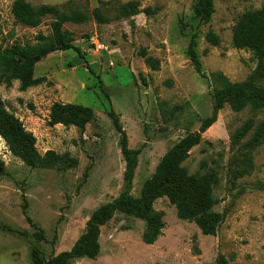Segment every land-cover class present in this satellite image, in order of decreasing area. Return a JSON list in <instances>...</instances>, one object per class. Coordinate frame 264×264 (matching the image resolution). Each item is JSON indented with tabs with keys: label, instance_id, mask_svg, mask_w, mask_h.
Segmentation results:
<instances>
[{
	"label": "rangeland",
	"instance_id": "1",
	"mask_svg": "<svg viewBox=\"0 0 264 264\" xmlns=\"http://www.w3.org/2000/svg\"><path fill=\"white\" fill-rule=\"evenodd\" d=\"M15 1L0 0V99L35 141L8 142L0 135V264H34V247L46 262L72 251L94 213L126 190L124 138L137 160L130 195L140 198L163 157L213 117L218 92L223 101L215 123L181 163L186 192L197 185L208 196L192 207L222 214L216 235H203L160 195L153 209L163 214L165 228L153 245L143 241L144 220L116 211L99 226L90 248L96 257L71 264H217L220 256L228 264H264V58L232 42L240 17L264 7V0H214L207 24L195 17L198 0H136L157 11L130 18L116 16L121 3L133 0L100 4L107 23L90 17L63 26L84 57L73 50L36 55L33 77L43 81L25 91L10 59L17 48H36L38 35H52L54 17L37 28L16 23ZM26 1L37 7L69 0ZM74 1L67 11L90 14L99 6ZM209 31L219 45L206 40ZM194 35L196 64L188 54ZM143 52L159 60L158 70ZM254 93L261 107L242 105ZM55 104L87 107L93 116L79 125H52Z\"/></svg>",
	"mask_w": 264,
	"mask_h": 264
},
{
	"label": "trees",
	"instance_id": "2",
	"mask_svg": "<svg viewBox=\"0 0 264 264\" xmlns=\"http://www.w3.org/2000/svg\"><path fill=\"white\" fill-rule=\"evenodd\" d=\"M115 1L117 0H99V6L93 8L90 11V14H88L79 11H67L73 6V3H75L74 0H70L62 6L43 4L37 7L33 6L26 0H16L12 6V14L16 23L37 28L43 23L45 17H54V20L51 22L52 35H38L37 40L40 44L36 48H28L27 50L17 48L14 52V57L10 59L13 60L16 65L14 70L20 73L19 77L22 81L21 90L25 91L30 86L40 84L43 81L42 78L39 79L33 77L36 65V55H39L41 59H43L54 52L73 50L79 55V57L83 58L84 52L74 45L75 40L73 35L70 31L63 29L64 24L69 21L78 24L84 23L88 21L90 17H93L98 24H105L108 22L109 18L104 15L101 6L112 5ZM156 11L157 9L153 10L150 7L141 8L140 2L133 0L121 3L116 17L130 18L141 13L150 15ZM214 12V0H198L194 6L195 17L204 24L211 21ZM195 37V35L192 36L188 48V54L191 57L192 62L196 64L198 63V54L195 49ZM206 40L215 46L220 44V37L213 31L207 33ZM232 42L235 48L247 49L257 58H264V7L256 11H246L240 17L233 28ZM143 56L146 64L151 66L153 70L159 69V60L153 57H147L145 52H143ZM17 57H19V62L16 61ZM2 64L6 67L8 66L3 60ZM86 67L92 74L94 73L88 63L86 64ZM197 70L200 72L199 68H197ZM228 87L235 89L234 87L236 86H226V88ZM216 97L218 100V106H216L214 110L213 117L203 122L202 127L196 135L188 136L183 139L163 157L157 167L153 182L146 185L143 190V195L138 199L130 195L134 172L137 167V160L135 152L128 149L127 139L124 138L122 141V152L127 163L124 174L126 190L114 203L102 206L94 213L88 224L87 233L80 239L72 251L63 253L56 259L46 262L39 249L34 247L31 252L33 263L71 264L75 259L83 257L95 258L97 253L90 248H94L97 245L99 226L108 222L116 211L124 213L133 212L144 220L147 224V231L144 233L143 241L148 245H153L159 237L162 236V230L165 228L163 214L158 213L153 209V202L156 197L160 195H167L171 203L177 207L179 217L187 221L195 222L199 226L203 235H216L218 225L222 221V214L215 211H209L206 208L192 207L206 204L208 196H206L203 192L204 190L197 185L195 190L189 193L186 192L189 179L187 178L184 169L181 167V163L187 157L188 151L200 143L201 134L205 133L207 129L215 123L217 112L222 107V93H216ZM226 99L234 101L233 98ZM242 102V105L250 103L256 109L261 107V100L257 93L242 99ZM240 107L242 106H239L238 108ZM92 116V109L87 107L55 104L51 112V124H64L67 126L71 124L79 125L83 119H88ZM0 135L8 142L20 140L33 145L35 141L33 136L24 130L19 119L5 109L1 99ZM190 203H193L194 205H190ZM217 264H228V261L225 256H220Z\"/></svg>",
	"mask_w": 264,
	"mask_h": 264
},
{
	"label": "crops",
	"instance_id": "3",
	"mask_svg": "<svg viewBox=\"0 0 264 264\" xmlns=\"http://www.w3.org/2000/svg\"><path fill=\"white\" fill-rule=\"evenodd\" d=\"M66 1V0H65ZM70 1V0H69ZM89 1V0H88ZM99 0H90L89 2L96 3ZM102 1H110V0H102ZM68 2V1H67Z\"/></svg>",
	"mask_w": 264,
	"mask_h": 264
},
{
	"label": "water",
	"instance_id": "4",
	"mask_svg": "<svg viewBox=\"0 0 264 264\" xmlns=\"http://www.w3.org/2000/svg\"><path fill=\"white\" fill-rule=\"evenodd\" d=\"M1 171H2V168H0V173H1Z\"/></svg>",
	"mask_w": 264,
	"mask_h": 264
}]
</instances>
